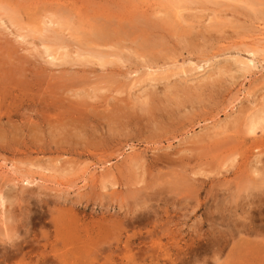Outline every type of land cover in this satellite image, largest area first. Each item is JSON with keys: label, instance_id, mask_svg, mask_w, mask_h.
<instances>
[{"label": "rangeland", "instance_id": "rangeland-1", "mask_svg": "<svg viewBox=\"0 0 264 264\" xmlns=\"http://www.w3.org/2000/svg\"><path fill=\"white\" fill-rule=\"evenodd\" d=\"M0 10V264H264V0Z\"/></svg>", "mask_w": 264, "mask_h": 264}, {"label": "bare ground", "instance_id": "bare-ground-1", "mask_svg": "<svg viewBox=\"0 0 264 264\" xmlns=\"http://www.w3.org/2000/svg\"><path fill=\"white\" fill-rule=\"evenodd\" d=\"M185 2V1H184ZM167 3V2H166ZM180 4V3H179ZM218 4V3H217ZM4 9V8H3ZM1 10H2V8H1ZM0 10V11H1ZM9 14V13H8ZM7 14V15H8ZM178 15H179V13H178ZM12 16V15H11ZM14 17V16H13ZM8 19L7 20H9V17H7ZM13 20H15L14 18H13ZM12 21V20H11ZM12 22H15V21H12ZM168 22V21H167ZM10 23V22H9ZM44 23V22H43ZM56 23V22H55ZM154 24V23H153ZM12 25V24H11ZM44 25H45V23H44ZM159 25V24H158ZM157 24L155 25L156 26V28H157V26H158ZM4 26V25H3ZM154 26V25H153ZM154 26V27H155ZM6 27V26H5ZM4 27V28H5ZM13 27V26H12ZM43 27V26H42ZM47 27V26H46ZM2 28V27H1ZM20 35V34H19ZM57 35V34H56ZM20 36H22V35H20ZM25 37V39H26V36H24ZM33 37H34V35H33ZM58 37V36H57ZM17 38V37H16ZM23 39V37H20L19 39ZM29 39V38H28ZM27 40V39H26ZM25 40V41H26ZM52 39H50L49 41H51ZM23 41V40H22ZM57 41V40H56ZM47 43V42H46ZM45 43V44H46ZM58 43V42H57ZM29 44V43H28ZM41 44V43H40ZM48 44H50V43H48ZM28 46H31L30 44L28 45ZM53 47V46H52ZM62 47H63V45H62ZM42 48H44V50H43V54L45 55V56H50L51 57V59L54 61V60H59L58 58H56L57 56H56V54H58V50L61 48V46H60V48H58V49H56V50H54L55 52H53L51 49L52 48H50V47H48V46H46V45H43V47ZM41 48V49H42ZM56 48V47H55ZM35 49V48H34ZM36 50V49H35ZM62 50H64V49H61V51ZM39 51V50H38ZM65 51V50H64ZM37 52V51H36ZM255 53V52H254ZM249 54H250V52H249ZM60 55V54H59ZM75 55V54H74ZM73 55V56H74ZM61 56V55H60ZM59 56V57H60ZM90 56V55H89ZM40 57V56H39ZM50 57H48V58H50ZM77 57H79V55H77ZM65 58H68V54L67 53H63L62 54V62L63 61H65ZM76 58V57H75ZM99 58H100V56H99ZM117 58V57H116ZM70 59V62H72L71 61V59L72 58H69ZM80 59H82V56L80 57ZM51 60V61H52ZM67 60V59H66ZM107 61H108V59H106ZM82 61V60H81ZM83 61H85L84 59H83ZM91 62V61H90ZM100 62L101 63H103L104 62V60L102 59V57L100 58ZM52 63V62H51ZM79 63H80V61H79ZM89 63V62H88ZM152 64H153V62H151ZM240 63V62H239ZM59 64H60V61H59ZM62 64V63H61ZM242 65V64H241ZM190 67V66H189ZM219 69V68H218ZM241 70V69H240ZM149 82V81H148ZM136 85V84H135ZM192 85V84H191ZM175 88V87H174ZM185 88V87H184ZM153 96H154V94H152ZM147 100V99H146ZM153 100V99H152ZM148 101V100H147ZM191 103V102H190ZM165 107V106H164ZM133 108V107H132ZM123 111V110H122ZM259 111V110H258ZM264 112V111H263ZM262 113V112H261ZM171 115V114H170ZM254 115V117H252V118H248V120H249V122L247 123V127H248V134H254V132H255V130L256 129H259V126L260 125H263L264 124V113L263 114H258L257 116L255 115V114H253ZM247 120V121H248ZM173 123V122H172ZM246 125V124H245ZM235 157V156H234ZM234 157H232V160L234 159ZM256 169V168H255ZM254 172V171H253ZM1 201V200H0ZM2 203V202H1ZM1 207V206H0ZM2 209V208H1ZM20 250V249H19ZM42 257H44V256H42ZM41 259V258H40ZM44 259V258H43ZM44 261V260H43Z\"/></svg>", "mask_w": 264, "mask_h": 264}]
</instances>
